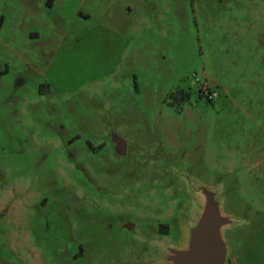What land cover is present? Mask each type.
Here are the masks:
<instances>
[{"label":"rangeland","instance_id":"374dc122","mask_svg":"<svg viewBox=\"0 0 264 264\" xmlns=\"http://www.w3.org/2000/svg\"><path fill=\"white\" fill-rule=\"evenodd\" d=\"M209 204L264 264V0H0V264H180Z\"/></svg>","mask_w":264,"mask_h":264},{"label":"water","instance_id":"95a60500","mask_svg":"<svg viewBox=\"0 0 264 264\" xmlns=\"http://www.w3.org/2000/svg\"><path fill=\"white\" fill-rule=\"evenodd\" d=\"M120 153L126 150V143L116 138ZM220 218L209 204L203 215L201 226L195 233L196 250L192 253L177 252L176 260L180 264H223L225 260V245L220 236L218 226Z\"/></svg>","mask_w":264,"mask_h":264}]
</instances>
